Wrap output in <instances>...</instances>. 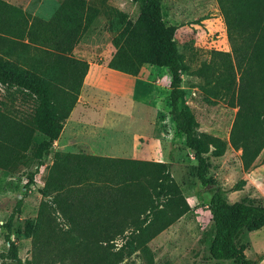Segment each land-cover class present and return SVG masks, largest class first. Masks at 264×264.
<instances>
[{
    "label": "trees",
    "instance_id": "16d2710c",
    "mask_svg": "<svg viewBox=\"0 0 264 264\" xmlns=\"http://www.w3.org/2000/svg\"><path fill=\"white\" fill-rule=\"evenodd\" d=\"M130 1L138 5L135 19L111 9V24L117 29L112 38L116 50L107 66L131 74H136L142 64L168 69V115L197 162L194 167L198 180L204 186H212L209 206L215 230L209 255L233 264H255L246 256L245 246L236 245L235 238L243 229L255 231L264 226V204L248 197L228 202L206 177V170L210 156H222L228 144L241 149L244 170L250 168L264 148V0H217L232 54L217 51L210 63L196 71L199 76L212 71L214 76L205 85L214 81L220 97L227 100L228 106L237 107L228 141L199 130L196 116L182 102L181 75L188 67L174 40L175 27L162 20L160 0ZM98 13L84 0H63L53 16L44 20L0 0V33L5 34L0 37L1 51L6 50L5 46L21 44L12 40L20 30L28 42L21 46L31 47L29 43L39 42L44 48L59 51L69 64L65 75L34 58L28 63L23 55L19 60L0 55V85L16 91L25 106L19 107L18 113L14 109V114V107L8 106L6 99L0 101L1 169L13 170L23 165L33 166L36 171L44 164V156L59 137L88 71L86 61L65 54L91 27ZM10 96L12 100L14 96ZM35 131L44 139L30 153ZM166 179L169 181L164 187ZM42 194L51 200L41 203L36 219L28 221L26 234L35 251L61 248V264L65 260L67 264H132L128 258L135 251L153 264L148 242L190 209L169 175L167 163L86 153L56 151ZM152 194L157 198L162 195L164 202L157 203ZM54 212L61 215L67 227H59ZM121 216L125 228L114 234L121 226L111 217ZM127 219L130 221L126 225ZM125 231L128 233L123 242L116 245L113 235H123ZM7 240L11 257L21 264L14 241Z\"/></svg>",
    "mask_w": 264,
    "mask_h": 264
},
{
    "label": "rangeland",
    "instance_id": "374dc122",
    "mask_svg": "<svg viewBox=\"0 0 264 264\" xmlns=\"http://www.w3.org/2000/svg\"><path fill=\"white\" fill-rule=\"evenodd\" d=\"M7 1L25 9L31 16L49 20L63 0ZM84 1L97 8L99 13L94 17L91 27L82 32L65 55L86 61L88 70L91 64L92 67L96 66L105 79L102 83L101 74L96 72L94 77L98 82L86 84L84 77L74 106L80 104L93 108L97 105H109L116 111L117 107H130L134 118L132 120L114 114L108 120H115L118 123L116 125L85 126L88 135L82 139L78 153L89 154L88 150H92L90 145L97 141L101 145L107 143L121 147L125 155L134 152L133 155L145 156L138 160L163 161L168 164L169 175L190 209L148 242L153 264H233L232 261L214 260L209 255L208 246L215 230L209 206L212 195L209 189L212 186L206 187L198 180L194 167L197 162L185 145L183 134L175 128L168 115V69L159 67L152 70V65L142 64L136 74H131L106 68L116 50L112 38L117 34V29L111 24V9L122 11L129 18L135 19L138 5L130 0ZM160 3L162 20L166 25L175 27L174 40L184 65L188 67L181 75L182 102L196 116L199 130L228 141L237 107L228 106L227 100L220 97L214 88V81L205 85V81L214 76L212 71H207L202 76L196 74L200 67L212 61L217 51L232 54V44L217 0H160ZM20 33L17 30L12 40L28 44L27 38ZM1 36L5 34L0 33ZM21 44L17 47L5 46L6 50H0V55L12 56L18 60L23 55L28 63L33 62L34 58L43 66L52 65L62 74H68V61L56 49L44 48L39 42L29 43L31 47H23ZM108 73L113 76L109 77ZM10 95L14 96L12 100ZM3 99H6L8 106L14 107L11 108L14 114L18 113L19 107H25L21 105L20 95L16 91L0 85V101ZM43 139V135L35 131L29 152ZM56 151L51 147L44 156V164L36 171L33 166L26 168L23 165H17L13 170L0 168V264H18L17 259L10 255L7 239L14 241L21 264H61V248L45 247L35 251L31 237L26 234L28 221L36 219L41 203L51 200L50 196L42 194V189ZM206 177L212 180L228 202L248 197L254 203L264 204V149L250 168L244 170L241 149H233L228 145L222 156H210ZM168 181L166 179L164 187H167ZM152 196L157 203L165 200L162 195L159 198L155 194ZM20 198L19 210L15 212ZM52 214L59 227L64 229L66 224L62 222L61 215L56 212ZM11 215L13 217L9 221ZM111 219L121 226L114 234L125 228L124 221H120L122 216ZM129 221L126 220V225ZM8 223L9 228L6 227ZM127 233L125 231L123 235H113L116 245L123 242ZM235 243L237 246H245L246 256L255 260V264H264V226L255 231L241 230ZM128 261L132 264H150L147 256L140 251L133 252ZM67 263L68 260H65L63 264Z\"/></svg>",
    "mask_w": 264,
    "mask_h": 264
},
{
    "label": "crops",
    "instance_id": "0c3cea01",
    "mask_svg": "<svg viewBox=\"0 0 264 264\" xmlns=\"http://www.w3.org/2000/svg\"><path fill=\"white\" fill-rule=\"evenodd\" d=\"M6 2L12 4L11 2L5 0ZM14 5V4H12ZM16 6V5H15ZM19 7V6H17ZM24 12L25 9H22ZM34 16V15H33ZM150 66V65H149ZM106 68H109L106 64ZM152 70L157 69L159 67L155 66L153 67L150 66ZM164 68V67H163ZM111 69V68H110ZM113 70V69H112ZM116 71V70H114ZM99 72L101 74V82L103 83L104 81V74H102L96 66L92 67V64L89 66V70L87 71L85 75V83H97L98 81L94 77L95 73ZM108 76L111 77L113 76L112 73H108ZM89 86V84H88ZM117 111L111 109L109 105H97L95 107H84L83 105L77 104L76 106L73 107L71 110L68 118H67V123L64 124L63 129L57 138V140L54 141L53 143V148L55 150L59 151H64V152H73V153H78L79 152V147H81V141L84 137L88 135V131H86L85 126H90V127H95L96 124H98L99 127H102V125H107V126H113L118 124L115 120H108L109 117H113L115 114H120L122 116L128 117V119L133 120V110L130 109V107H125V108H120L117 107ZM129 108V109H128ZM108 112L109 115H108ZM72 123V124H71ZM132 129V127H131ZM123 133V132H122ZM112 135V134H111ZM44 137V135H43ZM116 145V144H114ZM229 145V144H228ZM132 146V145H131ZM230 146V145H229ZM84 147V146H82ZM116 147V146H115ZM113 144H100V142H93V144L90 145V148L92 150H88L89 154L91 155H97V156H104V157H112V158H129V159H143L144 157L133 155H125L124 152L121 151V147L115 148ZM133 149V147H132ZM264 149V148H263ZM135 150V148H134ZM195 162V161H194Z\"/></svg>",
    "mask_w": 264,
    "mask_h": 264
},
{
    "label": "water",
    "instance_id": "95a60500",
    "mask_svg": "<svg viewBox=\"0 0 264 264\" xmlns=\"http://www.w3.org/2000/svg\"><path fill=\"white\" fill-rule=\"evenodd\" d=\"M208 185H206V187H207Z\"/></svg>",
    "mask_w": 264,
    "mask_h": 264
}]
</instances>
